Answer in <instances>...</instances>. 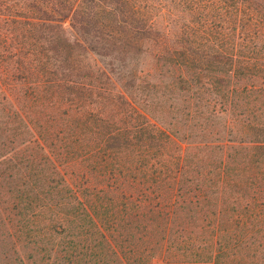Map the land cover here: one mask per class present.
<instances>
[{
    "label": "trees",
    "instance_id": "obj_1",
    "mask_svg": "<svg viewBox=\"0 0 264 264\" xmlns=\"http://www.w3.org/2000/svg\"><path fill=\"white\" fill-rule=\"evenodd\" d=\"M67 222L73 264H264V0H0V246Z\"/></svg>",
    "mask_w": 264,
    "mask_h": 264
},
{
    "label": "rangeland",
    "instance_id": "obj_2",
    "mask_svg": "<svg viewBox=\"0 0 264 264\" xmlns=\"http://www.w3.org/2000/svg\"><path fill=\"white\" fill-rule=\"evenodd\" d=\"M163 19L165 20L166 17L163 16ZM163 22L164 21L162 20L158 24L162 25ZM76 232V227L71 222L66 223L63 233H49L45 228L38 229L33 234L31 231L29 232V235L31 236L28 237L31 239V242L25 244L20 238V242L17 241L14 247H11L10 245L4 247L0 246V264H73V247L84 245L82 244V241H84L83 238L78 237ZM77 242H80V244L74 246V243ZM81 251L84 252L83 249ZM98 259L99 260L96 264H118L117 255L115 256L111 251H107L106 249L99 252ZM231 259H235L236 261H232ZM219 260L220 262L217 264H241L243 262V259L238 257L230 258L226 253H224ZM78 264H86L84 256H81ZM151 264L203 263H192L187 261L164 262L162 258L157 256Z\"/></svg>",
    "mask_w": 264,
    "mask_h": 264
}]
</instances>
